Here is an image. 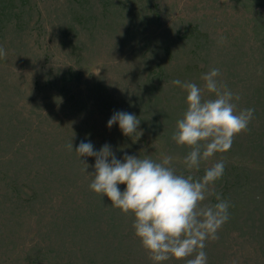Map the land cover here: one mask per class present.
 <instances>
[{"label":"rangeland","instance_id":"rangeland-1","mask_svg":"<svg viewBox=\"0 0 264 264\" xmlns=\"http://www.w3.org/2000/svg\"><path fill=\"white\" fill-rule=\"evenodd\" d=\"M0 47V264H156L134 215L90 190L81 141L96 151L107 143L117 159L171 157L185 177L221 160L239 166L247 186L219 238L205 241L207 264H264L254 235L264 199V0H0ZM213 68L239 96L236 110L255 111L230 150L189 169L191 149L171 139L186 93L171 81L203 87ZM117 111L141 120L133 137L107 127ZM81 159L92 172L95 158ZM225 188L218 179L210 190L235 201Z\"/></svg>","mask_w":264,"mask_h":264},{"label":"clouds","instance_id":"clouds-1","mask_svg":"<svg viewBox=\"0 0 264 264\" xmlns=\"http://www.w3.org/2000/svg\"><path fill=\"white\" fill-rule=\"evenodd\" d=\"M5 57L6 51L0 47V58ZM219 75L217 68L204 74L203 87L179 79L171 81L186 93L187 107L177 120L171 139L191 149L184 160L189 169H198L202 160L230 150L233 138L246 131L253 118V108L236 110L233 99L239 100V96L234 97L218 81ZM205 92L213 98L204 99ZM140 123L135 114L117 111L108 120L107 127L118 124L123 135L133 137ZM68 147L73 150L72 142ZM75 153L92 178L90 190L106 196L113 208L134 215L135 236L149 253L150 260L160 264L170 259L181 261L194 257L187 259L186 264H207L205 241L218 239V229L229 219L228 201L210 190L224 174L222 160L205 168L202 177L193 178L176 174L169 166L171 157L156 162L148 156L141 158L125 153L117 159L107 143L96 151L90 141H81ZM82 157L95 158L92 172H87L90 166ZM119 185L126 187L121 191ZM213 195L217 202L205 203Z\"/></svg>","mask_w":264,"mask_h":264},{"label":"trees","instance_id":"trees-1","mask_svg":"<svg viewBox=\"0 0 264 264\" xmlns=\"http://www.w3.org/2000/svg\"><path fill=\"white\" fill-rule=\"evenodd\" d=\"M191 28H187L186 30H189ZM195 31L197 33H200V31L198 29L195 28ZM190 34L194 35L195 36V33L194 32H190ZM199 39V38H198ZM264 150V148H263ZM227 166H225V169H224V174L223 176L219 179L220 182L221 180H223L225 186H226V192L225 194L229 193L231 190L236 193L237 195H233V200L235 201H230L229 199H226V198H222L226 201H228L229 203V209H228V212L232 214L235 213V208L233 207V205H235L236 203V197H239L240 195V190L241 189H245L247 184L246 183H242V180H243V170H239V166H235L234 168H231L228 166L229 163H227ZM172 166V165H170ZM203 172V170H202ZM250 181H253L254 179L251 177V174L247 177ZM245 191V190H244ZM244 194V193H242ZM217 201L215 200L214 203H216ZM260 203H262V210H261V216H260V220L261 222H259V232H254V235L255 236H260V238L264 241V199L260 200L259 201ZM232 211V212H231Z\"/></svg>","mask_w":264,"mask_h":264}]
</instances>
